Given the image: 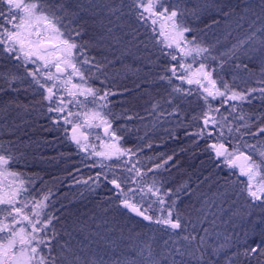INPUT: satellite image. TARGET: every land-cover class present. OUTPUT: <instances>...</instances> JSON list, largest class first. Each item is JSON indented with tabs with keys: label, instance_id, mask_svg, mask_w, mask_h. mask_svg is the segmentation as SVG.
Segmentation results:
<instances>
[{
	"label": "snow or ice",
	"instance_id": "snow-or-ice-1",
	"mask_svg": "<svg viewBox=\"0 0 264 264\" xmlns=\"http://www.w3.org/2000/svg\"><path fill=\"white\" fill-rule=\"evenodd\" d=\"M183 3L184 0H174L173 3H169V0H129L128 11L125 12V0H119L118 4L115 0L110 4L103 3V0L94 4L89 0L88 10L93 13L91 18L95 22L90 34L81 15L85 7L80 0H76L75 7L71 6L69 0H0V57L7 55L15 61H20L18 67H24L26 71L24 77L13 73L4 77L9 88L17 91L13 85L17 81L23 83L31 77L29 87H34L39 93L41 99L37 103L45 106L48 113L55 114L49 117L53 124L59 125L63 121L64 125H71L69 138L78 148L89 156L103 158L98 161L99 166L107 168L112 173V178L109 179L105 173H97L94 182L98 184L103 176L108 184L114 186L111 190L123 208L143 217L144 220L166 226L167 229H183L187 232L191 222L185 220L182 224V214L177 210L175 200L166 208L160 207L161 215L155 219L147 214L152 204L165 205V197L170 193L165 191L161 194V188L156 186L155 178L151 185L142 182L145 174L136 167L139 161L133 162L131 159L135 152L130 148L120 147L118 141L121 137L117 136V130H111L112 122L108 117L112 113L108 109V98L115 93L94 88L89 84L94 75L93 69L103 73L106 67L104 61L107 60L104 52L113 46L123 44L137 50L142 46L147 52L149 62H153L152 57H155L156 61L161 58L175 61V64L165 66L158 78L167 81L170 86L173 85L174 79L182 84L196 85L195 89L176 85L172 87L169 95H178L183 99L192 95L193 91L198 94L206 110L200 114L199 119H202L203 126L196 135L201 139L207 137L217 141L209 145L215 157H223L227 167L238 169L237 181L226 183L242 185L237 195H246L252 203L258 201L264 209V147L258 148L257 144L248 143L244 139L245 136L253 139L264 136V126L252 131L243 113L233 117V120L238 119L242 123L234 124L229 120V116L236 112L238 107L233 102L242 104L248 101L256 89L236 91L222 76L218 86L217 79L213 77L216 68L205 63V60L215 61L217 57L212 56L208 47L199 44L195 36L192 39L186 37L187 33L196 31L187 23L186 16L195 17L197 13L195 10L189 11ZM245 13H251L252 23L249 24V31L245 36L232 46V50L242 48L246 54H250L249 59L259 57L264 60V0H259L255 7L249 4ZM229 15L230 13L225 12V16ZM125 16H134L136 23L146 30L150 29L151 34L140 33L138 29L128 27L122 20ZM112 17H115V20ZM256 20L262 21L258 28L255 27ZM237 26L243 27L240 24ZM150 45L154 51L150 50ZM93 49L97 50L102 59L98 60L96 56L89 54ZM198 57L201 58L198 67L193 70V64L197 63ZM28 64L37 67L28 69ZM218 66L222 68L223 63ZM244 67L247 68V65ZM3 90V87H0V91ZM260 92L264 95V89H260ZM217 99L220 106L213 107L212 101ZM88 105H92V109H89ZM225 105H229L225 109L228 115L220 111ZM72 106L83 111H74ZM84 127H103L104 134L112 142L105 143L103 150L97 151L94 144L88 143L87 133L81 131ZM64 131L68 132L69 129L65 128ZM229 138L235 141L230 146L225 142ZM96 139H100V136H96ZM113 158L117 164L104 163V160L111 161ZM16 160L12 149L0 144V177L13 178L8 181L7 186L0 181V264H79L80 258L71 247L70 239L63 244L57 241V244L53 245V240H57L60 235L53 222L59 218L46 211L49 207V194H45L40 200L34 197L29 200V187L26 185L31 182L23 178V173L9 168ZM118 166H125L127 173H134L135 177L141 178L140 182L131 181L137 184L135 189L128 187L125 191L122 187V184H129L131 177L118 175ZM160 167L161 165H156V168ZM240 176L246 179L241 181ZM83 183L86 184L87 181ZM226 192L227 189L221 195ZM137 193L140 194L139 200ZM148 194L156 199L150 201L148 208H144V196ZM258 223L259 232L255 231L254 225L251 235H259V242L248 244L249 233L245 232V239L242 241L245 245L243 252L234 255L258 259L264 257V217ZM191 227L193 232L182 238L188 241L192 248L188 255L195 258L199 264L205 257L208 230L203 229L205 235L198 236L193 234L196 225L191 224ZM64 235L71 238L72 232L65 230ZM57 247L59 252L53 255ZM187 264H191V259ZM208 264H211L210 260Z\"/></svg>",
	"mask_w": 264,
	"mask_h": 264
},
{
	"label": "trees",
	"instance_id": "trees-1",
	"mask_svg": "<svg viewBox=\"0 0 264 264\" xmlns=\"http://www.w3.org/2000/svg\"><path fill=\"white\" fill-rule=\"evenodd\" d=\"M169 2L173 3L174 0H169ZM258 3L259 0H184L183 3V6L189 11L195 10L197 13L195 17L186 16L187 23L196 29L192 34L208 44L212 43L214 48L217 47V59L221 60L223 64L231 66L236 74L235 77H238L239 85L233 84L234 90L256 89L249 96L248 101L242 104L241 102H233L238 105L237 111L229 116V120L234 124L242 123L238 119L233 120V117H238L243 113L251 125L252 131H255L259 126H264V95L260 92V89H264V67L261 69V66L257 65L258 57L249 59L250 54H246L244 49L238 48L233 51L232 46L245 36L249 31V24L252 23L251 13L246 14L245 8L249 4L255 7ZM225 12L230 13V15L225 16ZM242 16L244 19H240ZM86 19L87 17L84 18L85 21ZM261 23V20H256L255 27H260ZM238 24L243 25V27H238ZM85 26L90 29L92 25L90 23L89 26V22L86 21ZM89 54L96 56L98 60L102 59L95 49L91 50ZM110 62L109 60L104 61L106 67L103 73L95 72L93 69L94 75L89 84L95 88L110 90L115 93L108 98V109L111 110L112 120L120 134L129 131L131 135L138 136L141 132V137L143 133L149 134L153 130L155 131L149 136H143L145 137L144 146L138 143L133 136L129 145L135 152L132 161L138 160L140 169L144 167V170L150 169L152 164L154 166L161 165L160 171L162 173L155 171L153 177L156 180L170 182V194L177 199L176 203L181 202L185 206L190 204L186 189L189 190L191 187L201 188L202 186L206 188L208 186L209 190H213L218 186L217 184L227 180V176L233 181L237 180L238 173L227 166L220 165V158L217 159L214 151L209 148L210 144L217 141L207 137L201 139L196 135L203 126L202 119H199L201 112L206 110L203 101L196 99L194 93L187 96L185 100L177 97L178 95L170 96L172 88L158 78V74H162L164 67L168 65L165 61H160L157 68L145 69L133 76L132 74L127 76L126 70L124 72L122 67L126 66V63L118 67L114 65L115 63ZM244 65H247V68ZM212 105L219 107L220 102L213 101ZM228 107L229 105L221 107V113L228 115L225 111ZM193 117H197V119H193ZM149 121L152 128L148 126L144 132L140 124ZM32 127L34 130L37 129L36 124H33ZM151 138L153 140L150 142ZM244 139L248 143L257 144L258 148L264 147V136L256 139L245 136ZM225 142L229 146L231 143H235L230 138ZM165 161L167 162L165 163ZM108 164H117V161ZM83 167L81 165L70 170L67 174L49 173L42 176L43 182L39 185L41 191H46L47 194L60 192V197H62L67 209L66 211L65 208H62L65 211L61 215L55 213L59 220L54 223V226L60 235L57 240H53V245H56L57 241L63 244L70 239L71 247L80 258L79 264H115L117 261L124 260L126 256L131 257L130 264L142 263L140 260L138 263L133 260L138 256L142 258L144 256L142 264H181V262L187 264L190 259L191 264H198L195 258H190L188 255L192 251L188 241H183L185 242L183 245L185 252L181 255L182 252L179 248H175L173 243L163 242L165 239L168 240L167 234L162 235V237L155 236L159 232L152 228L154 225L152 222L146 223L138 216L123 209L116 194L111 190L114 186L108 184L103 176L98 182L102 189L94 190L92 196L74 195L70 197L66 188L76 179L87 178L88 184L94 186L98 185L94 182L97 173H105L109 179L112 178V173L107 168H103L104 171H95V169L82 170ZM121 167H117V174L122 177H130L126 172L121 171ZM70 174H74L75 177L67 178ZM239 180L243 179L239 177ZM122 187L125 188V185L122 184ZM200 193L201 190L196 193V196ZM82 204H86L94 216V219L87 225L82 221L75 222L73 217L78 214L69 210L80 207ZM194 210L189 212V216ZM141 227L144 229L142 233L147 236L148 240L143 237L140 239L141 242L151 246V249L148 250L153 251L154 249L160 255H170L171 258L159 260L160 257L156 256L158 259L155 260L146 252L148 250L142 251L140 249L133 237L137 228L141 229ZM259 227V223H256L255 231L257 233ZM65 230L72 232L71 238L64 235ZM149 234L150 236L153 234L157 243H151ZM198 236H200L199 233ZM254 241L259 242V235L252 236L250 233L248 244H253ZM232 245L230 249L227 246L223 252L215 257L214 255L209 256L207 253L213 251L216 246L212 243H206L204 260L199 261V264H208L209 260L211 264H264V257L258 259L234 255V253L243 252L245 245L242 244V239ZM57 249L59 248L57 247L55 250ZM198 255L199 253H197Z\"/></svg>",
	"mask_w": 264,
	"mask_h": 264
},
{
	"label": "rangeland",
	"instance_id": "rangeland-1",
	"mask_svg": "<svg viewBox=\"0 0 264 264\" xmlns=\"http://www.w3.org/2000/svg\"><path fill=\"white\" fill-rule=\"evenodd\" d=\"M80 2L85 7V11H83L81 15L83 16V18L87 17L86 21L89 22V26L91 23L92 26H90L91 28L89 29V32H92V29L95 27V22L91 18L93 13L88 10V8L90 7L89 0H80ZM112 2L113 0H103V3L105 4H110ZM115 2L118 4L119 0H115ZM128 2L129 0H125V12L128 11ZM69 3L72 7L76 6V0H69ZM92 3L99 4L101 3V0H92ZM112 19L115 20V17H112ZM122 20L128 24V27L136 28L140 33L151 34L150 29L146 30L145 27L136 23L134 16H125L122 18ZM106 22L107 21L105 20V23ZM243 32L245 33V31ZM193 36H195L199 44L210 49L212 56L216 57L218 55V53L216 52L218 48H214L212 43L208 44L192 33L186 34V37L188 39H192ZM150 50L154 51V49H151V45ZM104 55L107 57V60L111 61L110 63H115V66L119 67L123 63H126L127 65L125 66L123 64L124 66L122 65V68H124V72L126 70L127 76L131 74L133 76L138 72H143V70L145 69L157 68L159 67L160 61H165V63H167L168 65L176 63L175 61H170L164 58H161L158 62L156 61L155 57H152L153 62L149 63L147 59V52L143 50L142 46L140 50H137L134 47H125L123 44H121L119 46H113L110 49H107L104 52ZM188 59L189 61L191 60V58ZM200 59L201 58L198 57L197 63L193 64V70L198 67V62ZM257 59V65L261 66L262 69L264 67V60H262L261 58L259 59V57ZM205 63L212 68H216V71L213 73V77L217 79L218 86L220 84L219 78L221 76L231 88H233V84L239 85V79L238 77H235L236 74L231 69V66L223 64V67L220 68L218 65H220L222 62L218 59L215 61L210 59L205 60ZM19 64L20 61H15L7 55H5L4 57H0V74H3L0 75V87H3L4 89L3 91H0V144H3L5 148L10 147L17 157V160L9 165L10 170L23 173V178L26 181L31 182L30 185H26L29 187V200L31 201L33 197L36 200H40L45 194H47L46 191L42 192L39 186L43 182V175H47L49 173L67 174L70 170H73L81 165L84 166L82 170L95 169V171H104V169L101 168L98 163V161L102 160L103 158L89 156L87 152H83L78 148L75 142H73L69 138L71 136V125H64L63 121H61L59 125L53 124L52 120L49 119V117L55 114L48 113L45 106L37 103V101H39L41 97L39 93L35 91L34 87H29L31 77L25 79L23 83L17 81L13 85V88L18 89L17 91H13L12 88H9L7 86L4 77H6L9 73H13L21 77L26 76L25 68L18 67ZM36 67L37 65L33 64L27 65L28 69H35ZM76 79L78 80V78ZM73 82L75 83L76 80H74ZM165 83H167V81H165ZM167 85L170 88L176 85H181L185 89L196 88V85H187L186 83L182 84L181 81L175 79L173 80V85L170 86L168 83ZM169 91H171V89H169ZM193 93L196 99L202 100L198 98V94L195 91H193ZM177 97L182 99L180 96ZM186 98H183V100H185ZM214 101H219V99ZM72 108L74 111H83L82 109L75 108V106H72ZM88 108L92 109V105H88ZM83 118L84 117H82V119ZM108 119L112 122L111 130H117L112 120V115L109 116ZM33 124H36L37 129L34 130V128L32 127ZM140 125L141 128L144 129V132L145 129H148V126L149 128H152L150 125V121ZM65 128H68L69 131L65 132ZM81 131H85L87 133L88 143L90 145L94 144L97 151L103 150V145L105 143L112 142L108 137H105L103 135V127H84L81 129ZM151 133H155V131L153 130L149 134L143 133V136H149ZM140 135L141 132L138 136H136L135 134L131 135L129 131H124L122 134L117 131V136L121 137V139L118 141V144L120 147L130 148L129 145L134 136L137 142L144 146L145 137H140ZM96 136H100V139H96ZM152 140L153 138H151L150 142ZM89 151H91V149ZM133 157L134 156L131 157L132 160ZM223 160V157L219 159V161H221L220 165L226 166ZM112 161H116V159L113 158V160L111 161L104 160V163L108 164ZM136 167L140 169L138 164L136 165ZM142 169H140V171L145 174L142 177V182L144 184L151 185L154 178L153 173L155 171H157L158 173V171H160V168H156V166L152 164V166L150 167L152 171H148L149 169L144 170V167ZM121 171L126 172L125 166L121 167ZM234 171L238 173V169ZM160 173L162 172L160 171ZM127 174L131 177V179L129 181V184L125 185V191H127L128 187H132L134 189L137 187L136 183L131 182L132 180H137V182H140L141 179L136 178L134 176V173ZM73 177H75L74 174H70L67 178ZM226 178L227 180H224V182H222L221 184H217L218 186L213 190H209L208 186L206 188L201 186V188L191 187L189 190L186 189V191L188 192V199L190 204L188 206H185L182 205L181 202L176 203V208L182 214V224L185 220L191 222L188 226L187 232H184L183 229H167L166 226L158 225L152 222L154 224L152 228L155 229L156 232H159L155 234V236L162 237V235L167 234L169 238L168 240L165 239L163 242L173 243V245L176 246L175 248H179L180 251L184 253V239L177 238L183 237L189 232H193L191 224H195L196 229L193 234L199 233L200 236H204L205 233L203 229L208 230L206 243H212L216 246V248L214 247V250L208 252L207 254H209V256L214 255L215 257L219 253L223 252L227 246V248L230 249L233 246L232 244L238 242L240 239H242L243 241L245 239L244 233H252L254 230L253 226L256 225V223H258L262 217H264V209L260 207L258 201L252 203L246 195H237L239 188L242 185H240L239 183H226V181H233V179H230L229 176H227ZM12 179V177H0V181H2L5 186H7L8 181ZM83 181H87V183L85 184L83 183ZM156 182V186L161 188V194H163V192L165 191H169V193H171V189L169 188L170 182H166L163 180H156ZM43 186L44 183L42 185V188ZM66 189L70 197H73L74 195L84 197L86 195L92 196L95 191L101 190L102 186H100V184L94 186L92 184L89 185L88 179L82 178L74 180L69 186H67ZM225 189H227L226 194L221 195V193H225ZM200 190L201 193L196 196V193ZM139 196L140 194L137 193V200H139ZM155 199V196H152L150 194L145 195L143 207L148 208L150 201ZM165 200L166 203L163 206L152 204L151 210L147 214L153 216V218L155 219L156 217L161 215V212L159 211L160 207L166 208L167 205L172 202V200H175L177 202V199L174 198V196H171V194L168 197H165ZM48 204L49 207L46 209V211L53 213L54 215L56 212L61 215L66 209L62 197H60V192L49 194ZM201 204H203V206H200ZM193 209H195L194 212L191 214V216H189V212ZM69 210L78 214L73 217L75 222L82 221L87 225L88 222H91L94 219V216H92V213H90V211L92 210L88 208L86 204H82L80 207ZM55 222L57 221L54 220L53 223ZM142 230H144L142 227L141 229L137 228V231L134 230L135 235L133 239H135V243L140 247L142 251H146L148 249H151V246L145 242H141L140 237L148 240L147 236L142 233ZM151 235L152 236H150L149 234L151 243H157V239L153 236V234ZM57 252H59V249L55 250L53 252V255H55ZM146 252L149 254V256L154 257L155 260L158 259L156 256L160 257L159 260L171 258L170 255H160L154 249L153 251L148 250ZM143 258L141 256H138V258H134L133 260L135 261V263H138L139 260L143 263ZM129 261H131V257L129 258L128 256H126L124 260L117 261L115 262V264H130Z\"/></svg>",
	"mask_w": 264,
	"mask_h": 264
},
{
	"label": "water",
	"instance_id": "water-1",
	"mask_svg": "<svg viewBox=\"0 0 264 264\" xmlns=\"http://www.w3.org/2000/svg\"><path fill=\"white\" fill-rule=\"evenodd\" d=\"M111 131V130H110ZM103 135L105 136V137H107V135H105L104 134V131H103ZM241 178H243V179H245V177H242V176H240ZM120 206L123 208V206L120 204ZM123 209H125V208H123ZM125 210H128V209H125ZM129 211V210H128ZM129 212H131V211H129ZM131 213H133V212H131ZM134 215H136L135 213H133ZM136 216H138V215H136ZM140 219H142L143 221H145L146 223H150L151 221H146V220H144L143 219V217H140V216H138Z\"/></svg>",
	"mask_w": 264,
	"mask_h": 264
},
{
	"label": "flooded vegetation",
	"instance_id": "flooded-vegetation-1",
	"mask_svg": "<svg viewBox=\"0 0 264 264\" xmlns=\"http://www.w3.org/2000/svg\"><path fill=\"white\" fill-rule=\"evenodd\" d=\"M230 169H233V168H230ZM234 170H236V169H234Z\"/></svg>",
	"mask_w": 264,
	"mask_h": 264
}]
</instances>
